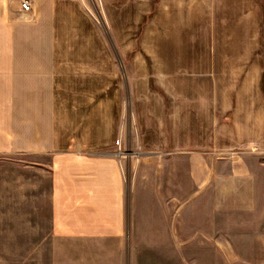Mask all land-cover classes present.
<instances>
[{
    "label": "rangeland",
    "instance_id": "rangeland-1",
    "mask_svg": "<svg viewBox=\"0 0 264 264\" xmlns=\"http://www.w3.org/2000/svg\"><path fill=\"white\" fill-rule=\"evenodd\" d=\"M196 1L66 0L80 16L62 18L61 43L92 67L76 87L130 226L123 244L57 243L50 158L0 155V264H264V83L245 78L260 36L243 1ZM85 119L70 138L90 137Z\"/></svg>",
    "mask_w": 264,
    "mask_h": 264
},
{
    "label": "crops",
    "instance_id": "crops-1",
    "mask_svg": "<svg viewBox=\"0 0 264 264\" xmlns=\"http://www.w3.org/2000/svg\"><path fill=\"white\" fill-rule=\"evenodd\" d=\"M240 1L246 5L251 38L260 36L259 44L246 49L259 53L254 67L251 54L246 82L263 84L264 0ZM65 2L30 0V11L24 12L20 0H0V155L50 158L49 227L54 241L123 244L130 226L126 189L117 161L94 151L107 141L91 138L92 92L76 87L92 82L91 65L77 55L84 48L61 43L62 18L80 16ZM253 68L260 69L259 76ZM78 116L86 117L80 129L90 137L70 138L78 131ZM69 257H77V251Z\"/></svg>",
    "mask_w": 264,
    "mask_h": 264
},
{
    "label": "built area",
    "instance_id": "built-area-1",
    "mask_svg": "<svg viewBox=\"0 0 264 264\" xmlns=\"http://www.w3.org/2000/svg\"><path fill=\"white\" fill-rule=\"evenodd\" d=\"M20 7H21V10L24 12L30 11V8H31L30 0H20Z\"/></svg>",
    "mask_w": 264,
    "mask_h": 264
}]
</instances>
